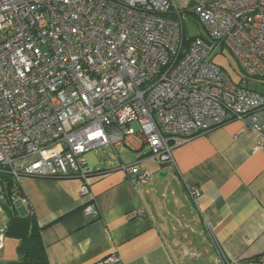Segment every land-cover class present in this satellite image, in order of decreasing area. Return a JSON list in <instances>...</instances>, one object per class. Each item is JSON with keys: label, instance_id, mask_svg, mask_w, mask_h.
Listing matches in <instances>:
<instances>
[{"label": "built area", "instance_id": "2783aa9c", "mask_svg": "<svg viewBox=\"0 0 264 264\" xmlns=\"http://www.w3.org/2000/svg\"><path fill=\"white\" fill-rule=\"evenodd\" d=\"M191 6L0 0V174L17 188L26 178L81 179L88 197L86 155L106 149L119 157L131 137L149 149L142 161L161 167L175 166L178 146L232 121L263 149L264 96L234 84L214 53L229 51L247 78L264 80V0ZM189 15L208 41L188 39ZM121 170L135 187L152 177L137 164ZM188 192L200 196L196 187ZM85 212L98 215L91 202ZM119 263L110 256L102 264Z\"/></svg>", "mask_w": 264, "mask_h": 264}, {"label": "crops", "instance_id": "0c3cea01", "mask_svg": "<svg viewBox=\"0 0 264 264\" xmlns=\"http://www.w3.org/2000/svg\"><path fill=\"white\" fill-rule=\"evenodd\" d=\"M209 1L172 0L182 8ZM260 141L243 122L232 121L175 148V166L163 169L142 161L149 153L142 138L131 137L128 146L121 148L139 153L129 163L137 164L139 170L158 171L163 178L173 174L186 199V203L175 199V206L185 209L176 218L182 216L185 223L193 215L199 218L189 219L190 227L196 228L193 232L187 226L191 234L176 235L168 221L157 216L162 207L151 198L149 183L133 186L119 168L124 164L99 169L93 151L86 155L88 197L81 195V179L26 178L14 208L19 217L30 215L38 223L49 264H102L110 256H117L119 264H204L200 262L203 253L214 255L213 264H264V148L257 149ZM194 187L200 191L195 201L188 194ZM5 201L0 195V203ZM90 202L97 216L86 214ZM0 213L6 216L1 204ZM6 229L1 232L0 253L9 242L12 248L2 258L16 261L19 242L5 236Z\"/></svg>", "mask_w": 264, "mask_h": 264}, {"label": "rangeland", "instance_id": "374dc122", "mask_svg": "<svg viewBox=\"0 0 264 264\" xmlns=\"http://www.w3.org/2000/svg\"><path fill=\"white\" fill-rule=\"evenodd\" d=\"M180 9H186V8H192V6L189 7H179ZM185 29H186V36L190 38L195 37H207V33L203 27V25L200 23V21L194 16L191 15L187 18L185 23ZM222 50H224L222 52ZM214 62L222 67V69L228 74L230 80L234 84H241L243 87H247L250 89H254L261 94L264 95V80L260 79H252L247 78L245 73L243 72L239 62L237 59L229 53V51L218 48L214 53ZM131 146L137 147V143L134 141L130 142ZM120 153V159L116 157V154L112 150H106V149H99L93 151L95 154L96 159L99 162V169H110L116 165L124 164V166H130V162H132L135 157L139 153L131 152L127 149H117V153ZM122 166V165H121ZM119 166V168H121ZM160 168H164L161 167ZM158 169V168H157ZM100 172V170H99ZM152 177L150 181L148 182V186H151V198H154L162 207V210L156 211V214L159 218H164L168 221L169 227L176 232L177 234L187 233L191 234L190 228L193 232H196L195 227H190V224H188L190 221L189 219H199L197 215H193L192 217L187 218V222L183 221L182 216H180L181 220H178L176 218V215L178 211L184 212L185 209H183V206H175L174 201L177 199L178 201L185 202L186 199L180 189V187L177 185V181L174 178L173 174L170 172L168 177H161L160 173L158 171L151 172ZM166 198H163V197ZM187 207H191L190 204H187ZM185 219V218H184ZM9 222L8 217L5 216L3 213H0V233L4 232V230L7 228ZM189 226L190 228H188ZM174 232V231H173ZM196 234V233H195ZM4 236V235H3ZM197 238V235H193ZM209 236L205 234L204 242L205 245H208L209 247ZM5 250L0 253V262H5L3 260V256L6 257V253L10 252L11 245L9 242H5ZM173 251L177 253L176 248H173ZM204 256L201 259V263L204 264H213L214 263V255L209 256L203 253ZM3 260V261H2ZM192 264V263H191Z\"/></svg>", "mask_w": 264, "mask_h": 264}, {"label": "trees", "instance_id": "16d2710c", "mask_svg": "<svg viewBox=\"0 0 264 264\" xmlns=\"http://www.w3.org/2000/svg\"><path fill=\"white\" fill-rule=\"evenodd\" d=\"M200 38L208 41L207 37ZM188 39L191 40L192 38L188 37ZM0 195L6 200L0 204L3 212L9 219L5 236L14 238L19 242L17 247L18 260L0 262V264H49L46 250L41 239V228L38 223L30 215L19 217L16 213L13 201L16 197L21 195V191L20 188H17L12 177L0 174Z\"/></svg>", "mask_w": 264, "mask_h": 264}, {"label": "water", "instance_id": "95a60500", "mask_svg": "<svg viewBox=\"0 0 264 264\" xmlns=\"http://www.w3.org/2000/svg\"><path fill=\"white\" fill-rule=\"evenodd\" d=\"M161 177H164V175H163V174H161Z\"/></svg>", "mask_w": 264, "mask_h": 264}]
</instances>
